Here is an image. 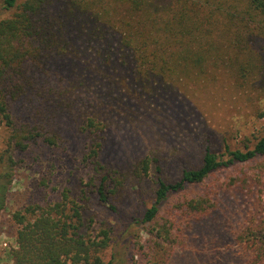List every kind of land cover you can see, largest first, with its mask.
Segmentation results:
<instances>
[{
	"label": "trees",
	"instance_id": "trees-1",
	"mask_svg": "<svg viewBox=\"0 0 264 264\" xmlns=\"http://www.w3.org/2000/svg\"><path fill=\"white\" fill-rule=\"evenodd\" d=\"M0 1L10 11L0 18V121L9 129V146L19 151L38 140L63 145L61 120L75 113L85 90L100 94L107 87L112 93L124 85L145 97L173 80L219 70L228 71L240 87L264 89V0ZM85 121L83 128L97 134L86 156L97 173L95 194L101 204L116 210L114 199L129 177L145 178L152 167L158 173L143 222H153L171 194L245 163L210 193L177 198L171 217L150 231L159 238L153 250L156 254L163 242L172 246L193 223L209 219L219 207L220 193L241 194L249 203L233 240L247 264H264V135L244 148L226 143L219 153L206 144L198 166L166 180L155 154L124 170L102 163L107 124L99 115ZM79 200L64 191L54 203L15 211L18 227L9 264H115L113 255L105 256L111 228L92 226ZM173 229L180 235H173Z\"/></svg>",
	"mask_w": 264,
	"mask_h": 264
},
{
	"label": "rangeland",
	"instance_id": "rangeland-1",
	"mask_svg": "<svg viewBox=\"0 0 264 264\" xmlns=\"http://www.w3.org/2000/svg\"><path fill=\"white\" fill-rule=\"evenodd\" d=\"M9 14L0 1V18ZM245 78L251 79L249 75ZM123 83L129 85L126 79ZM85 91L75 113L61 120L66 138L63 145L38 140L19 151L9 146V129L0 121V264H9L8 250L15 245L18 224L12 214L24 213L31 205L54 203L64 191L80 199L87 216L93 218L92 226L98 229L105 223L111 228L105 256L113 255L115 264H247L232 236L243 222L249 203L241 194L220 193L217 211L206 221L193 223L172 246L163 242L162 249L158 248L160 254L158 249L156 254L153 250L159 238L150 233L171 217L169 211L177 198L210 193L229 175L246 168L245 163L171 194L154 221L143 222L142 216L154 200L155 168L145 178L129 177L124 182L114 199L116 210L101 204L95 194L97 173L86 156L97 134L83 125L92 115H99L107 124L99 156L105 165L124 170L140 157L155 154L162 167L161 176L175 180L183 169L200 164L206 144L219 153L226 143L230 148H244L254 137L264 135V89L245 84L240 87L228 71L219 70L205 77L173 80L145 97L130 93L124 85L112 93L107 87L100 94ZM171 232L179 234L178 230Z\"/></svg>",
	"mask_w": 264,
	"mask_h": 264
}]
</instances>
